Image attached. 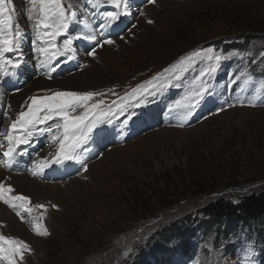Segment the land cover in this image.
<instances>
[{"label": "rangeland", "instance_id": "obj_1", "mask_svg": "<svg viewBox=\"0 0 264 264\" xmlns=\"http://www.w3.org/2000/svg\"><path fill=\"white\" fill-rule=\"evenodd\" d=\"M170 1L155 0L153 4L147 0H131L127 10L129 15L121 16L118 26L101 29L100 24L109 23L101 14L115 11L108 0H93V3L62 0L65 9L71 5L70 11L75 13L68 35L96 34L101 41L107 37L115 38L119 43L111 46L106 56L93 59L92 67L84 65L81 69L82 61L91 56L92 50H88L86 44L92 46V43L74 40L75 49L68 54L71 60L61 56L52 61L59 66V73H51L53 79L43 75L45 83L78 74L82 82H75L74 88L85 84L89 86L86 91L108 93L112 89L115 95L108 93L97 98H103L106 105H111L114 100L119 103L120 98L131 93L133 88L146 85L153 76L158 77V81L147 84L152 95L138 94L143 103L129 109L135 113L131 121H126L128 113L114 116L110 124L102 125L93 140L80 149L84 165L89 171L92 160L97 162L110 154L111 149L135 143L144 134L152 137L155 143L120 156H106L109 173L101 174L106 183L117 178L121 188L116 193V203L111 208L104 206L109 226L93 222L97 238L85 232L80 217L74 216V219L73 215L62 213L54 203L50 208L44 203L43 208H38L41 213L29 203L32 222L36 220L49 233L47 236L36 235L42 239V264H264V238L257 236L258 228L255 227L254 232L243 230L236 235L222 236L220 231L206 233L195 226L201 218L199 211L207 205L221 198L236 204L244 196L264 190V0H176L174 6L169 5ZM13 5L16 11L14 30L19 25L24 40L21 50L26 48L21 62L26 69L21 77L18 73V80H14V73L0 68V88L4 89L9 83V94L21 92L28 99V80L31 84L45 68L38 70L37 61L29 57L27 51L30 49L37 57L33 49L35 30L27 20L30 5L27 0H13ZM121 9L124 10L123 5ZM149 19L152 24L147 23ZM242 36H252L253 40L237 50L214 46L218 41L239 40L240 44ZM64 38L58 37L57 43H62ZM196 52L200 56H194ZM7 55L15 59L19 53ZM208 55L224 57L217 70L210 74L207 69L214 59L209 61ZM181 68L186 70L181 72ZM165 69L169 71L165 72ZM143 71V77L137 79L138 73ZM202 71L206 72L203 77ZM116 72L130 77L132 83L117 82ZM90 74L92 79H88ZM24 76L25 81L22 80ZM201 85L208 91L193 116L184 121L185 112L176 107V101ZM47 90L52 89L34 91V95L49 94ZM250 102L255 107L248 106ZM130 103L135 104V101ZM5 112L7 110L0 114V144H3L0 170L10 168L8 173L46 183H67L85 176L83 183L90 191V178L85 175L88 171L75 161L53 164L41 175H31L28 169L32 168L33 161L50 160V153L55 152V145H50L46 136L34 135L28 144L21 145L9 166L3 156L7 150L3 136L15 117L5 116ZM162 135L164 138L159 141ZM55 172H64L69 175V180L62 181L58 178L61 175L43 178ZM4 185L14 191L10 179ZM9 196L16 195L5 194L6 198ZM72 199V209L82 210L81 218L85 220L86 210L75 197ZM10 204L11 208L0 201L27 232L33 231L31 214L21 211L19 202L10 200ZM18 211L20 216L16 215ZM52 213L60 215L53 233L46 223ZM175 225H181L185 233H171V227ZM25 243L30 251L23 253V260L17 258L18 264H31L34 257L33 246Z\"/></svg>", "mask_w": 264, "mask_h": 264}, {"label": "snow or ice", "instance_id": "obj_2", "mask_svg": "<svg viewBox=\"0 0 264 264\" xmlns=\"http://www.w3.org/2000/svg\"><path fill=\"white\" fill-rule=\"evenodd\" d=\"M93 3V0H88ZM115 11H105L101 14L102 19L109 22L100 24L101 29L111 28L113 25L118 26L117 22L121 16L128 14L127 10L131 7V0H108ZM149 3H155V0H147ZM30 7L27 8V20L31 22L32 28L35 30V41H33V49L39 53L44 59L40 60L41 67H51L53 71L52 61L57 60L61 56H67L73 50L74 40L84 39L92 43V51L89 55H96V46L103 47L104 45L113 44V40L105 37L102 41L98 39L96 34L91 35H68L70 23L75 16L72 13L71 5L68 9L63 6L62 0H27ZM123 5V9H121ZM16 11L14 9L13 0H0V68L4 65H10L12 70H18L21 67L23 53L21 50L22 32L19 25L15 27ZM147 23L152 24L149 19ZM104 35L103 32L100 33ZM58 37H66L62 43H57ZM36 41L39 44H36ZM19 53L13 59L7 54ZM200 56L199 52L193 54ZM192 57H189L191 60ZM207 59L212 63L207 69V74L214 73L224 59L221 56L208 55ZM186 69L181 68L183 72ZM169 69H165L168 72ZM206 72H201V77L205 76ZM197 79H200L199 77ZM179 80V77H176ZM158 81L157 76H153L147 84H152ZM162 85V81H159ZM142 85L138 88H133L131 93L121 97L119 103L113 101L111 105H106L103 97L108 93L115 95L112 89L108 93L95 91H77V90H47L49 94L38 96L32 95L28 97L24 105H21V110L16 114L15 119L7 127L4 139L7 142V150L3 152V156L7 158L8 165L13 163V155L21 145L28 144L34 135L46 136L50 145H55V152L50 153L51 159H40L34 162L29 171L33 177L44 173L46 168L53 164H63L65 161H75L81 164L84 171H88L87 167L81 159L80 149L93 140L96 131L102 126L111 123L114 116L128 113L126 121H131L134 112H129V109L143 103V100L138 97L144 94L152 95L148 86ZM207 88L201 87L193 93L187 94L181 100L176 101V107L183 109L185 112L184 121H187L194 114V110L198 109L201 100L204 98ZM135 101V104L130 103ZM115 106V111L113 110ZM233 105H229L232 107ZM243 106V104L241 105ZM248 106L255 107L254 103H249ZM223 111L224 109H220ZM7 116V113H4ZM180 126H183L181 124ZM3 147V144H0ZM13 189L6 187L0 183V201L12 206L10 200L19 202V207L22 211L31 214L32 208L28 205L30 198L24 195L5 197L6 193H11ZM37 208H43V205H37ZM55 208L56 206L53 205ZM20 212L16 213L20 216ZM34 230L39 236L49 235L47 229L39 223L33 225ZM30 251L29 245L22 240L13 239L5 235H0V261L4 264H18V259L23 260V253Z\"/></svg>", "mask_w": 264, "mask_h": 264}, {"label": "bare ground", "instance_id": "obj_3", "mask_svg": "<svg viewBox=\"0 0 264 264\" xmlns=\"http://www.w3.org/2000/svg\"><path fill=\"white\" fill-rule=\"evenodd\" d=\"M176 4H177L176 0H172V1L169 2L170 6H174ZM149 10L151 12H153L154 8H149ZM86 12H88V11H86ZM76 18H77V16H76ZM20 22L21 21H19L18 23H20ZM89 25L90 24H88V26ZM23 32H25V31H23ZM118 33H119V30L116 31V35H118ZM112 40H113V44H111V45H104L103 47H96V48H99L100 50L99 49L96 50V55L94 57L91 55L90 58L88 56V58L85 61L83 60L82 61L83 68H81V69H84V67H85L84 65H86V67L91 65V67H92V65L94 63L93 59H96V58L98 59L99 57H103V56H106L107 54H109L108 53L109 48L111 46H116V44L119 43V41L116 40L115 38H113ZM80 41L85 43V40H83V39L82 40L80 39ZM21 43L24 44V40H22ZM74 43L75 42H73V44ZM86 47H87L88 50H92V46L90 45V43L86 44ZM74 49L75 48L73 47V50ZM24 50H26L25 47H23V49L21 50V52L23 53V58L26 55V54H24ZM27 51H28L29 55H31L29 57L34 58L37 61L38 70H39L40 69L39 67H41L39 62H40L41 59H44V57H41L39 53H37V57H35L36 54H34V53L31 54L30 49H27ZM76 56H77V54H76ZM31 58H30V61L32 62ZM73 61H75V63H76V58ZM51 63H52V66L55 68V71H53L51 67H44L46 71L43 70L42 73L40 74V76L37 77L35 80H33V82L31 84H30L31 81L28 80V84H27V85H29L27 87V89H28L27 90V96L28 97L34 95L35 94L34 91L35 92L36 91H42V90H44L46 88H51L52 91H55V90H71V89H76L77 91H80V90L81 91H86L87 90V88L89 86H85V84L84 85L80 84L79 86L76 85L77 87L74 88L73 84L75 82L76 83L77 82H82V77L80 75H78V74L77 75L75 74L73 76L71 75V76H68L66 78H64L65 76H63L62 78H64V79L61 78V81L49 80V83L48 82L45 83L44 82L45 79L43 78V75H46L47 79H53L50 76L51 73H53V72H57V74L59 73V71H58V67L59 66H55V64H53V62H51ZM22 65L23 64H21V67L18 70H15V71L11 69L10 65H4V72H7V73L8 72H12V73H14V80H18V78H19L18 77V73H21V75H20V77H21L23 75V72L26 69V68L24 69V67ZM144 73H145V71H143V73H138L137 79H141L143 77ZM26 76H27V74H26ZM115 76H116V81L117 82H121V81H123V82H131V80L128 79L130 77H124V76L118 75L117 72L115 73ZM92 78H93V76H91V74H90L88 79H92ZM22 80L25 81L26 77L24 76L22 78ZM34 84H36V85L32 86ZM27 85H25V86H27ZM108 85L109 84H107V86ZM9 86H10L9 83H7V84H5V88L6 89L5 88L4 89L0 88V114H2L3 111L7 110L6 113L11 115L12 118H14L15 117V113H17V112H19L21 110V105H24V102L27 99V97L25 95L23 97V94H21V92H19L18 94H14V93L13 94H9L8 91H7V88H10ZM22 98H24V99L22 100ZM240 122H241V120L239 121V123ZM143 123H145V121ZM162 138H164L163 135L159 139V141L162 140ZM154 143H155V140L152 137L147 136V135L144 134V135H142V137L137 142L132 143V144L127 145V146L113 148V149H111L109 151L110 154L107 153L105 156H102L101 159H99L97 162H95L94 160H92V162L90 161L92 163V164L89 163L90 169L87 172V174L85 173V175H87L90 178V185H91L90 186V191H88V189H86V187H85L86 184L83 183V181L85 179V176H83V177L79 176L77 179H75V180L73 179V181H71V180L68 181L69 179L67 180V178H68L69 175L63 174L64 172L63 173L62 172H60V173L59 172L51 173V174H48L49 176L48 175H44L43 178H47V177L48 178L49 177L53 178L54 176L61 175L58 178L62 179V181L63 180L68 181L67 183H65V181H64V183L61 182V181H54V183H49V182L46 183V182H39V181H37V179L36 180H33V179L31 180V179L27 178L25 175H20V174L13 175V173H10V171H9V173L7 172V170H9L10 168H3V169L0 170V183H3V184L7 183V181L10 179L11 184L14 187V191L11 192V193H13L16 196L17 195H24V196L30 198V203H32L35 206V208H37L36 207L37 205H44V203H45V205H47V208L48 207L50 208V204L54 203L58 208L61 209L62 213L66 214V215H70V216L73 215V218H74V216L75 217H80V220H81V223L83 225V228L85 229V232L90 234L91 236L93 234L92 237L97 238V230L94 228L93 222L96 221V222H98L99 226L101 224L102 226H106L107 227V225H108L107 217L108 216H107V214L105 212L104 206L108 207V208L109 207L111 208L113 203H116V196H117L116 193H118V191L121 188L120 181L117 178H114L113 174H110L111 177H113L110 180V183H106L105 180H104L105 176L103 174H101V172H105V175L109 173L108 168H110V166L107 163L108 159H106V156L107 155H110V157L114 156V155H116V156L119 155L120 156L122 154H127V153H129L131 151H138L142 147H145V146H147L149 144H154ZM52 153H54V152H52ZM14 160H15V158H14ZM33 162H35V161H33ZM5 166H7V165H5ZM31 166H33V165H31ZM20 168L21 167H19V169ZM72 197H75L77 199L76 201H79V203L81 204L83 210H86L87 218L85 220H82V218H81V214H82L81 211L82 210L75 211V210L72 209V207H73L72 206V200H73ZM36 210L38 212H40V213L42 212L38 208ZM34 212H35V210H34ZM35 214H37V213H35ZM31 215H30L31 226H32L33 231L30 230L31 232H27L26 229L23 227L24 225H22V223L20 224L17 221L18 218H15L14 215H11L3 206L0 205V233L2 235L4 234L5 236H8V237L20 238V239L24 240V242L25 241L28 242L30 245L33 246L34 251H35V254L33 253L34 257L32 258L31 264H42L43 263V259H44V254L42 253L41 246H40V244L42 242V239H40V238H38L36 236L37 234H36V232L34 230V227H33V225L36 224V222H35L36 220L34 221L35 223L32 222V219H34V218H33V215H32V217H31ZM58 217H60V215H58L56 213H52V216H49V219L46 222L47 223V227L49 228V231H51V229H52V233L54 231V228L57 229L56 228L57 227L56 219L58 220ZM85 237H86V235H85ZM30 254H31V252H30ZM90 261H92V260H90ZM3 263L4 262H2V264ZM28 264H30V263H28Z\"/></svg>", "mask_w": 264, "mask_h": 264}, {"label": "trees", "instance_id": "obj_4", "mask_svg": "<svg viewBox=\"0 0 264 264\" xmlns=\"http://www.w3.org/2000/svg\"><path fill=\"white\" fill-rule=\"evenodd\" d=\"M239 40L224 42L218 41L214 46L216 48H225V50H236L249 44L253 37L242 36ZM201 218L195 223L200 230L208 233L211 230L220 231L222 236L236 235V232L247 230L254 232L258 228L257 236L264 238V190L258 194L244 196L238 203L230 200L219 199L214 203L207 205L199 211ZM181 225L171 227V233H185ZM185 231H187L185 229ZM257 240V239H255Z\"/></svg>", "mask_w": 264, "mask_h": 264}]
</instances>
